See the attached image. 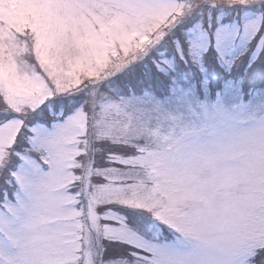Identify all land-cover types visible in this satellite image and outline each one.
<instances>
[{
	"label": "snow or ice",
	"instance_id": "6c2138e0",
	"mask_svg": "<svg viewBox=\"0 0 264 264\" xmlns=\"http://www.w3.org/2000/svg\"><path fill=\"white\" fill-rule=\"evenodd\" d=\"M0 264H264V0H0Z\"/></svg>",
	"mask_w": 264,
	"mask_h": 264
}]
</instances>
